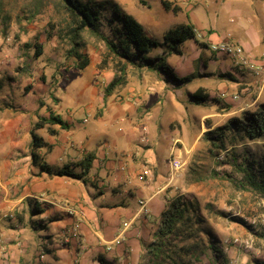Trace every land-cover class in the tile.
I'll return each instance as SVG.
<instances>
[{"label": "rangeland", "instance_id": "rangeland-1", "mask_svg": "<svg viewBox=\"0 0 264 264\" xmlns=\"http://www.w3.org/2000/svg\"><path fill=\"white\" fill-rule=\"evenodd\" d=\"M78 1L90 5L99 4L102 1H111L117 4L123 13L134 17L142 25L147 36L159 44L158 47L151 50L149 57L163 50L161 48L162 37L168 30L185 26V24L188 25L187 15L190 17V21L194 15L201 24L213 27V35L209 38L213 43L222 41L235 43L229 31L236 24L239 16L233 17L228 10L224 9L227 7V2L232 3L234 0L221 2L211 13L203 12V10L212 9L215 2L222 0H142L145 4H141L139 0ZM240 1L247 7V2L252 0ZM254 2L255 5H260L259 7L263 8L264 14V0H254ZM63 3L62 0H0V54L4 53L3 56L1 55L2 58L0 57V68L21 64L19 59H21L23 66L27 67L28 73H26L23 81L24 79L27 80L28 91L24 90V93H27L26 96L21 100L17 99L16 102L28 109H31L34 97H38L40 102L50 104L54 115L59 116L62 120L63 128L56 136L48 135L45 129L36 130L35 133L37 137L51 141L52 157L66 163L68 156L72 153L86 151L97 154L104 148L107 140L111 142L121 141L122 127L124 126L109 114H106L102 119L90 117L91 111L89 112L88 102L92 103L93 114H97L98 102L103 94L104 83L102 80L104 81V78L101 76L106 77L115 71V61L108 54L104 42L97 36L85 31L82 34L80 53L86 57L88 65L82 70L75 68L78 63L77 59L68 56L72 25L69 13L62 5ZM164 4H167L168 7ZM105 5L106 7L101 10L103 27L100 28V32L108 34L106 20L110 18V10L109 6ZM187 10L193 12L188 14ZM244 12L247 14L246 9ZM261 29V36L264 38V21ZM35 46L41 47L42 52L37 58L34 57ZM197 52L201 57L203 51L198 48L195 54ZM195 54L193 53L192 57ZM207 56V54L202 56L198 63L209 66ZM216 56L218 63L210 65L211 69L219 68L220 61L227 60L222 55ZM176 58L177 56H171L172 60ZM169 63L171 65V60ZM225 63L228 65L229 61L227 60ZM230 64L234 67L231 62ZM239 71L243 72L253 82L258 81V85H253L255 87H252V91L242 93L238 89L237 92L241 97H248L245 101L242 99L244 101L242 106L249 105L242 112L225 117L218 116V114L228 112L229 109L216 106L215 114L208 119L209 125L203 123L202 128H200L192 120L200 117L203 113H207L208 107L198 106L194 111L186 112L185 115L178 113L179 117L182 118L181 122L175 120L170 123L172 131L180 132L183 129V133L186 135L181 136L179 133L177 137L173 138L178 140L175 149L178 151L183 167L164 190L165 205L175 198H182L187 204L186 218L197 234L196 239H191L189 242L199 240L210 247L196 261H191V264H216L220 259L214 261L211 250L213 244L221 252V259L226 260L228 264H255L264 261V240L258 236L264 230V198L237 185L241 174L232 163V160H235L237 164L251 160L256 162L255 170L259 166L257 163L264 166V135L250 141L242 133L224 130L219 139L215 137V134H220L215 132V129L225 126L229 119L240 117L241 113L254 111L259 105L264 104V77L256 78L246 71ZM126 73L132 76L133 68L128 66ZM88 82H92V86L98 88L94 95L86 94L85 90L81 93L83 86ZM96 82L99 84H95ZM195 82L205 83L204 80L200 79H196ZM21 86L24 85L21 84ZM9 88L10 86H6L7 90ZM120 90L121 86L116 88L106 101L116 100L117 97H120ZM28 92L33 93L28 94ZM87 92L90 93V90L88 89ZM217 92L220 93L219 97L223 93L222 89L212 90L209 92V98L217 99ZM157 95L159 99L164 98L163 91ZM228 99L229 95L221 96L223 101ZM6 101L11 100L7 99ZM238 106L240 107V105ZM34 119L36 118L34 117ZM138 139L134 145L139 151V155L144 153L145 157H150L152 160L150 165L153 167V171L157 172L158 178L162 181L166 180L171 159L170 147L172 144L170 137L156 138L148 150H144L138 144ZM21 157L23 156L20 155V158H16V160H20ZM108 182H111V177L106 179V183ZM132 183L135 185L142 184L136 179H132ZM126 187L128 185L124 186L123 189ZM86 188L95 195L103 186L91 180ZM111 194V192H106V197L103 200L109 201ZM138 198V194L133 196L125 194L121 200L124 201L126 207L134 209L137 206ZM41 207L36 205L28 212V216L32 220L36 218V222L27 223L26 231L20 239V242L25 246L23 248L17 246L18 252L26 248L29 261L26 263L15 261L14 264H39L40 254L44 256V264L52 263L51 254L54 249L50 241L55 238L57 229L55 227L44 228L41 222L45 220L39 219L40 215L32 216L33 211L35 209L42 210ZM3 213L13 214L15 218V212L9 210L0 212V223L2 226H7L9 221L2 218ZM235 237L249 239L252 243L251 249L244 250L232 246L225 249L223 243ZM175 243L178 246L185 244L179 240ZM1 247H4L2 242H0V249ZM141 262L145 263V260H141Z\"/></svg>", "mask_w": 264, "mask_h": 264}, {"label": "crops", "instance_id": "crops-1", "mask_svg": "<svg viewBox=\"0 0 264 264\" xmlns=\"http://www.w3.org/2000/svg\"><path fill=\"white\" fill-rule=\"evenodd\" d=\"M223 1L226 0L215 2L212 9L203 10V12H214L213 9H216ZM255 4L254 0L248 1L245 7L240 0H234L232 3L227 2V7L224 9L228 10L233 17L239 16L236 24L229 31L235 43L241 45L250 56L264 61V38L261 36L264 14L263 8ZM245 9L247 14L244 12ZM192 12L188 11V14ZM187 18L188 26L207 33L206 37L186 40L175 52L164 53L165 64L171 74L177 79L189 78L187 82L172 85L166 83L155 71L145 67H131L134 73L130 76L125 71V84L121 86L120 97L106 101L111 95L104 99L102 94L98 102L99 109L95 115L92 103L88 102L90 117L102 119L109 114L114 120L123 124L121 141L107 140L105 149L103 148L97 154L86 151L72 153L68 156L66 163H63L62 160L51 156L53 151L51 141L41 138L49 147L39 148L36 153L52 168L68 166L73 172L79 173V162L87 154H93L92 167L83 180L50 176L32 163L29 155L30 131L33 130L36 135V130L45 129L48 135L56 136L62 128L56 123H46L34 129L35 124L41 119L48 120L50 113L54 115L48 102H40L38 97H34L31 109L23 108V105L16 102L17 99L21 100L26 96L27 93H24V90L26 91L29 85L26 79L23 81L28 71L21 59L18 60L21 64L0 68V212L13 211L16 218L13 216L9 219L7 226H2L0 223V242L9 252L10 264H14L15 261L23 263L29 261L26 248L18 252L17 246L20 248L25 246L20 239L26 231L27 223L36 222V218L32 220L28 216V212L36 205L42 206V210L35 209L32 216L40 215L39 219L47 221V223L41 222L44 228L57 229L55 238L50 241L54 249L51 254V264H140L146 247L155 240L154 234L159 224L160 214L165 209L164 190L169 186V181L168 178L167 181L158 178L157 172L153 171L150 165L152 162L150 157H145L144 153L139 155L134 145L136 140L139 138L138 144L144 150H148L156 138L170 137L172 144L170 153L179 158L178 151L175 149L178 140L173 138L179 133L181 136L186 133H183V129L178 132L170 128V123L173 121H182L178 113L185 115L186 112L194 111L198 106L208 107L207 113L192 120L202 128L203 123L209 125L208 119L215 114L216 106L229 109L228 112L218 116L225 117L242 112L249 106H242L248 97H241L237 92L238 89L243 93L252 91V87H255L253 85H258V81L253 82L239 69L232 67L226 57L224 58L229 61L228 65L225 63L227 60L220 61L219 68L211 69L210 65L218 63V57L208 50V44L213 43L209 38L212 37L214 29L201 24L194 15L191 18L192 21L189 20L188 15ZM198 48L203 51L202 56L208 55L206 58L209 66L198 63V60L200 62L202 58L198 52L195 54ZM193 53L194 57H192ZM1 55L3 56L4 53L0 54V57ZM172 55L177 58L172 60ZM169 60L172 62L171 65ZM113 76L114 72L106 77L101 76L104 78L103 90ZM196 79L204 80L205 83H196ZM6 86H10L9 90ZM15 89L18 90L15 91ZM88 89L90 93L87 92ZM97 89L92 86V82H88L83 86L81 93L85 90L86 94L94 95ZM198 89H203L208 97L212 90L222 89L223 93L219 97L220 93L217 92V99H210L208 104L195 105L190 101V96ZM162 91L164 98L159 99L157 94ZM2 94L4 96H1ZM224 95H229L227 101L221 100V96ZM236 96L238 99H234ZM7 99L11 101L8 102ZM44 109L45 112H43ZM220 111L223 110L220 109ZM20 155L23 157L16 160L20 158ZM145 170L149 171L147 175H143ZM110 177L111 182L106 183V179ZM132 179L142 184L135 185ZM91 180L103 186L95 195L86 188ZM127 185V189H123ZM106 192L112 193L109 201L103 200ZM125 194L139 195L134 209L126 207L121 200ZM100 200L103 201L100 202ZM139 201L145 202L144 213L140 211ZM69 210L73 213L69 214ZM5 214L3 213L2 218ZM123 224H127V228L120 237L122 241L120 244H114L113 241L123 229ZM75 228L76 238L71 236ZM108 246L111 247L110 251L106 250ZM43 261L44 256L40 254L39 264H44Z\"/></svg>", "mask_w": 264, "mask_h": 264}, {"label": "trees", "instance_id": "trees-1", "mask_svg": "<svg viewBox=\"0 0 264 264\" xmlns=\"http://www.w3.org/2000/svg\"><path fill=\"white\" fill-rule=\"evenodd\" d=\"M62 4L69 13L70 23V50L68 56L77 59L76 69L82 70L88 65V60L80 53L82 34L85 31L100 38L115 61V71L112 80L103 90L104 99L114 92V90L125 84V71L128 66L133 68H147L160 74L166 83L179 85L185 83L189 78H175L165 64L164 53L175 52L180 45L189 39H195L192 28L188 25L180 26L168 30L162 37V46L160 54L148 55L151 50L159 46L150 36H147L142 25L132 16L123 13L119 6L111 1H102L99 4H83L78 0H62ZM141 4H145L139 0ZM109 6L110 18H107L108 34L100 32L103 27L101 10ZM166 7L167 4H164ZM29 47V46H26ZM41 47L35 46L34 57L41 55ZM190 101L195 105H205L210 103V98L203 89H198L190 96ZM56 123L63 128V122L58 116L49 114L48 120L41 119L35 124L34 129L42 125ZM224 130L242 133L250 141L261 138L264 135V104L259 105L254 111L243 112L240 117L231 118L222 128L215 129V137L219 139ZM50 133H54L50 131ZM31 150L30 158L32 163L42 172L50 176L68 177L76 180H83L92 167L94 160L93 154H87L79 162L80 172H73L68 166L62 168H52L46 164L36 150L47 146L41 138L37 137L33 130L30 131ZM49 147V146H47ZM232 163L240 172L241 178L238 182L240 188L249 189L264 198V166L259 165L255 170V163L251 160H245L244 163L237 164L235 160ZM187 204L182 198H175L165 205V209L160 214V222L154 234L155 240L146 247L140 264H191L196 261L200 255L210 249L203 241L189 242L196 239L197 234L193 230L192 224L186 218ZM241 221L239 219H234ZM196 235V236H195ZM264 240V230L258 234ZM184 242L183 246H178L175 241ZM216 264H228L226 260L221 259V252L214 246L211 248ZM255 264H264L256 262Z\"/></svg>", "mask_w": 264, "mask_h": 264}, {"label": "built area", "instance_id": "built-area-1", "mask_svg": "<svg viewBox=\"0 0 264 264\" xmlns=\"http://www.w3.org/2000/svg\"><path fill=\"white\" fill-rule=\"evenodd\" d=\"M192 32L195 39H203L207 35V33L197 28H193ZM208 50L214 55H222L223 57H226L235 68L246 71L248 74H250L253 77L256 78L264 77V61H259L254 57L250 56L238 43H229L225 41L218 43H209ZM234 99H238V96H236ZM143 131H145V129H143ZM175 144L176 142L174 143V145ZM182 167H183V163L181 162V160L178 157H175L171 154V159L169 161V166H168L169 170L167 175L169 182H171L175 177V175L182 170ZM148 173L149 171L145 170L143 175H147ZM139 205H140V211L144 213L145 202L139 201ZM68 212L69 214L73 213L72 210H69ZM12 218H13V214H5L3 216V219L6 220ZM126 228H127V224H123V229L119 232L118 236L113 241L114 244L121 243L122 239L120 237L124 234V230ZM71 236L74 238L77 237L76 228L71 232ZM223 246L225 247V249H227V247L229 246H232V247L243 248L244 250H249L251 249L252 243L249 239H242L235 237L230 240H226L223 243ZM106 250L110 251L111 247L108 246ZM40 259H42V256H40ZM0 264H9V252L4 247H1L0 249Z\"/></svg>", "mask_w": 264, "mask_h": 264}]
</instances>
